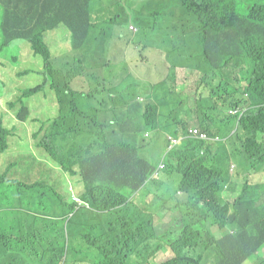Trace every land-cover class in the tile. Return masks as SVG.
I'll use <instances>...</instances> for the list:
<instances>
[{"label":"trees","instance_id":"trees-1","mask_svg":"<svg viewBox=\"0 0 264 264\" xmlns=\"http://www.w3.org/2000/svg\"><path fill=\"white\" fill-rule=\"evenodd\" d=\"M235 1L149 0L137 11L138 26L127 24L128 28L132 25L139 30L138 39L161 33L170 46L177 48L164 53L169 73L156 88L165 86L167 81L176 83L177 67H193L203 74L202 79L217 74L226 78L233 75L240 86L229 91V82L225 89L220 83L216 106L206 109L219 111L221 104L227 108L248 107L240 118L224 115L227 121L237 120L226 135H221V129L215 128L214 123L199 126L210 135H221L225 144L232 147L231 154L241 167L235 176L244 179L243 183H237L241 189L235 199L224 196L227 188L235 190L228 170L214 167L207 158L214 150L219 153L221 143L206 144L185 137L169 152L175 161L163 171L181 174L174 196L182 193L187 198L184 205L180 202L177 205L184 210L191 208L188 215L198 218L184 224V210L181 211L175 223V227L180 226L177 236L165 241L174 255L157 264H205L211 257L214 264H243L264 247V201H260L259 193L263 184L249 180L252 172L264 164V4L252 5L247 14H242L236 10ZM0 4L2 46L25 40L31 44L33 53L44 60V79L39 86L18 91L7 102L6 110L14 114L26 135L19 134L14 119L4 116L0 120V152L8 150L12 135V143L23 147L26 142L27 150L33 147L50 162L31 191L37 194L35 215L42 222V230L33 240L12 242V231L0 224V247L11 250L18 264H132L135 255L141 259L136 264H145L153 256L143 254L156 252L139 247L151 248L149 238L154 232L159 240L164 235L158 232L168 229L156 225L152 215L140 209L130 210V199L155 180L158 166L139 155L138 139L147 130L159 131V118L163 115L159 108L165 106L138 101L134 93L136 83L128 92H122L120 80L116 83L104 78L90 80L82 54L75 61L69 55L65 61L52 57L46 35L60 26L68 29L71 50L76 53L81 52L92 30L105 37L104 30H97L99 21L94 16L93 0H0ZM145 17L150 19L146 21ZM109 20L121 19L115 15ZM129 37L130 34L114 38L123 41L121 48L141 46L139 41L136 46L130 43ZM98 41L111 44L106 39ZM74 79L76 87L86 90L75 89ZM80 79L85 86L78 85ZM47 89L54 93H41L48 108L30 109L25 99ZM201 90L199 85L194 92L198 103L210 99ZM112 91L121 96L115 99ZM108 112L110 115L106 116L104 113ZM123 113L132 118L126 120ZM192 127L177 120L164 130L174 137L189 134ZM251 168L254 171L250 172ZM46 173L50 174L48 181H64L65 174L78 177V195L88 209L86 215L78 214L77 201L72 198L58 209L61 191L56 184L40 180ZM6 174V170L0 174V183ZM192 193L195 197L190 196ZM165 204L163 201L158 207ZM196 206L202 208L198 214ZM61 220L67 222L66 231L51 227ZM214 226L221 231L220 237L213 233ZM207 251L209 257L204 256ZM256 264H264V257Z\"/></svg>","mask_w":264,"mask_h":264},{"label":"rangeland","instance_id":"rangeland-1","mask_svg":"<svg viewBox=\"0 0 264 264\" xmlns=\"http://www.w3.org/2000/svg\"><path fill=\"white\" fill-rule=\"evenodd\" d=\"M149 0H93V5L95 7V17L99 21L97 25V30H104L106 40L111 44L107 46V51L105 54L100 56V61H109V67L97 68L95 71L100 76L108 75L107 80L111 83H116L119 81L121 83L120 91L128 92L129 87L132 84L141 83V79L154 82L165 76L166 69L164 67L165 56L164 53L168 51L177 50L175 46H170L166 41L164 35L161 33H154L150 37L146 38L142 36L138 39L140 33L137 31L135 26H130L128 28V22L138 26L136 22L137 11L140 10L146 2ZM264 0H236L234 6L236 10L242 14H247L250 6L252 5H262ZM155 8V7H154ZM2 14V6L0 5V16ZM119 15L120 19L117 22H111L109 19ZM150 17H145L148 21ZM116 25L115 27L113 25ZM132 31H130V30ZM136 32V33H134ZM128 41L136 46V42L139 41L141 46H136V48H131L130 45L126 48H121L123 41L118 39L115 40L114 37H122L129 35ZM46 42L49 45L52 57L57 61H65L71 58V61H75V58L80 56L83 52H73L71 50V40L70 33L65 26H60L59 28L49 31L46 35ZM3 38L0 30V120L4 116L11 117L15 120V124L18 128L20 135H26V132L22 130L21 123L16 121V118L12 112H8L7 102L10 99H14L15 94L18 91H23L26 88L34 87L40 84L44 79V60L41 56L35 55L31 48V44L25 40H16L11 42L9 45L2 46ZM133 45V46H134ZM141 47L144 49L141 50ZM69 55V58L67 57ZM86 61H93L92 57L89 55ZM92 64V62H90ZM86 66H89V62H86ZM244 68L248 66L245 63ZM176 76L183 77V83L185 87L181 90V93L186 92L183 96L184 100L180 102L179 94L176 90L163 87L169 93V103L166 107L161 109L163 114H171L172 118L181 117L184 115L191 114L194 111L193 106V93L197 90L198 86H202L200 92L206 93L209 97L202 99L197 104V108L203 112H211L213 116L219 114V112L209 111L206 108L211 106H216L217 96L219 93L218 86L223 83L224 89L228 88V79L225 76H220L217 74L214 78L202 79V73L193 67H177L174 70ZM186 78H185V77ZM233 75H230L231 86L235 84L237 87L240 83L237 79L234 81L232 79ZM87 79V78H86ZM88 80V79H87ZM76 79H74L72 85L77 90H86L76 87ZM6 87L4 86V84ZM79 86H85V81L83 79L78 80ZM113 92V91H112ZM43 95L54 94L52 90L47 89L44 92H40L30 98L25 99L26 104L31 108L41 106L43 110L48 108V103L43 99ZM115 99H118L121 94L113 92ZM35 101H38L35 104ZM20 107V105H17ZM109 116L110 113H104ZM122 116L129 120L132 118L127 114L123 113ZM4 125L12 127L7 122L3 121ZM93 124V122H91ZM191 124L198 125L197 122L191 121ZM237 125L236 118L230 120L229 125L221 129V135H226L229 133L231 128ZM200 125H198L199 127ZM27 130H31V126L27 124ZM15 130L13 131V133ZM150 136L146 137V144L154 141L155 133L152 131L149 133ZM220 135V136H221ZM168 134L166 131L157 134V142L154 144L151 152L142 150V155L145 156L153 164L158 165L159 161L164 159L163 163L165 165L164 169L169 166L171 161L175 159L169 156V151L172 148L168 146ZM222 137V136H221ZM166 138V139H165ZM13 136L9 137V148L5 152H0V174H2L6 169L8 172L6 174V179L0 183V222L5 228L13 231L15 235H18L16 230L19 228L20 234L25 233L27 224L30 220L31 214H36L37 211L34 205V199L37 194L29 191L23 186H19L20 183H33L39 181V176L42 172L48 170L50 167V162L40 155L33 147L28 150V144L23 143V147H20L16 143H12ZM12 143V147H11ZM26 151V152H25ZM232 147L221 142L219 144V153L214 150L213 154L209 155L207 158L211 164L220 169L228 170L230 176H232V183L234 187V193L229 196L231 200L238 196V192L241 189L239 184L243 183L244 179L235 176L237 171L241 169L239 163L236 161L235 157L231 154ZM25 152V153H24ZM32 158L36 159L33 160ZM235 167H232V165ZM258 171H254L253 168L249 169L252 174L249 176L251 183H261L263 187L260 188L259 193L261 194L260 201H264V164L260 165ZM169 175L168 178L163 176ZM49 173L45 174V178L40 180L49 181L57 185L61 191L60 197L61 201L58 202V209L62 204L71 202V198L77 201L78 214L86 215L88 209L85 208V202L77 194L79 192L80 183L77 176H71L65 174L66 180L60 181L51 179L48 181ZM181 178V174L178 172L172 173L167 170L162 171L161 180L169 183L168 190L163 192L161 185L158 183L152 184L149 188L152 192L158 195L159 202L162 203L167 200L166 204L163 206V221L167 226H163V229H168L161 234L162 240L168 241L174 239L179 230V227H175L176 219L181 216V211L184 207L178 206V199L174 196V186H176L178 178ZM56 188V187H55ZM71 188H73L71 190ZM73 193V194H72ZM191 197H195V194H190ZM180 198H183L181 195ZM190 209H185L183 212L184 224L193 222L198 218L196 215L194 218L188 215ZM195 213L198 214L202 208L201 206H196L194 208ZM87 221L85 225L88 223ZM56 229L63 228L64 231L67 230V222L57 221L51 225V227ZM69 231L72 229L68 227ZM213 233L217 236H221V231L216 227H212ZM150 244V242H148ZM143 245L139 248H142ZM191 254H195L194 251H190ZM150 252L144 253L143 256H150ZM173 252H160L158 256L151 258L145 264H157L166 259L172 257ZM210 251H207L204 256L209 257ZM15 254L6 248L5 246L0 247V264H18L15 262ZM264 257V247H262L257 253L253 254L248 260L243 264H256L259 258ZM141 259L134 256L132 264H136ZM205 264H214L212 257L207 259Z\"/></svg>","mask_w":264,"mask_h":264},{"label":"clouds","instance_id":"clouds-1","mask_svg":"<svg viewBox=\"0 0 264 264\" xmlns=\"http://www.w3.org/2000/svg\"><path fill=\"white\" fill-rule=\"evenodd\" d=\"M1 5V4H0ZM2 6V5H1ZM2 14H3V6H2ZM2 14L0 16V19L2 17ZM101 39H105L103 36H101L100 34H98L96 31L92 30L91 34H90V37L88 39V41L86 42V44L80 49L82 53V58L86 61L88 56L90 55L93 59V61H86V62H89V66H85V71L87 73V76L90 80H93V81H99L101 80L102 78L106 79L107 80V77L108 75H105V76H100L96 71L95 69L97 68H106L108 69L109 67V61H100V56L105 54L106 51H107V46L108 45H103L101 44L98 40H101ZM90 62H92V64H90ZM232 79L235 81V76L232 77ZM141 83L138 84L136 83L135 85V90H134V93L136 94V99L142 103H147L148 101H151V102H154L158 105H161V106H167L168 103H169V93H165V89H163V87H166L167 89L170 88V89H173L172 88V85L175 84L173 82H170L167 83L165 86L163 87H160V88H156V85L158 84H161L163 82H160V83H155V84H151V85H147L145 82L146 80L144 79H141L140 80ZM228 82H229V91H232L234 90L237 86L235 84H233L231 86L230 84V77L228 79ZM39 86L36 85L34 86L37 87ZM168 92V91H167ZM210 99H211V96H210ZM182 100H180L181 102ZM221 107H225L227 112L229 115H232V116H238L239 118L242 116V114L244 112H246L248 110V107L247 106H242V107H230V108H227L224 104H221ZM162 108H159V111H161ZM222 109V108H221ZM221 109L219 111H221ZM210 111V110H209ZM232 111H236L235 113H233ZM242 111V112H240ZM214 112H218V111H214ZM224 113L223 116H222V119L223 120H226L224 119V115L226 114ZM167 115V114H166ZM170 117H171V114H169ZM164 116L165 114H163L160 118H159V122H160V125H159V131L161 132H164L166 130V128H169L170 125H167L165 128H163V124H164ZM219 116V114L216 115V117ZM171 119L174 121V124L177 122V120L180 122H182L184 120L183 116H181L180 118L177 117V118H172ZM231 119H229L228 121H230ZM227 121V120H226ZM227 121V122H228ZM173 124V125H174ZM185 125L188 124L187 122L184 123ZM194 128H199L200 130H202L200 127H192L191 129H194ZM190 129V130H191ZM164 130V131H162ZM159 131H153V132H159ZM203 131V130H202ZM151 131L150 130H147L146 132L142 133V135L139 137L138 139V153L139 155L142 157V158H145V156L142 155V150H146L147 152H149L150 148L152 147V142L150 143H145L146 142V137L150 136V133ZM206 132V131H205ZM167 133V132H166ZM208 133V132H207ZM190 134H185V135H179V136H174L172 137L171 135H168L167 138H168V146L169 148H174L176 145L180 144L181 141L185 138V137H190ZM209 134V133H208ZM210 135V134H209ZM218 134H212L210 136H216ZM220 137V141H204L206 144H209V143H215V144H218V143H221V142H225V139L223 137H221L220 135H218ZM177 138H180L179 141H177ZM190 138H193V137H190ZM195 139V138H193ZM173 140H176V142H174ZM199 140V139H197ZM200 141H203V140H200ZM170 152V151H169ZM164 159H162V161L160 162V165L159 167L157 168L155 174H154V178H157L158 177V174H159V171L162 170L165 165L163 163ZM161 165H163V167H161ZM158 166V165H157ZM232 167H235V165L233 164ZM6 171L8 172V169H6ZM38 185V181H35L33 183H30V184H27V183H20L19 186H23L25 187L26 189H28L29 191H32L33 189H35ZM228 185L225 186V188H227ZM73 188H71L72 190ZM79 193V192H78ZM77 193V194H78ZM137 193V192H136ZM135 193V194H136ZM134 194V195H135ZM133 196V195H132ZM131 200V199H130ZM124 207V206H123ZM130 210H139L138 208L137 209H133L132 208V205L130 203ZM0 224H2L0 222ZM42 230V222L40 221V219L37 218V216L35 214H31V217H30V220L27 224V228L25 230V233L23 234H20L19 232L21 231L19 228L16 230V232L18 233V235H15L14 232L12 231V233L10 234V240L12 242H16V241H29V240H33V236L36 235L39 231ZM164 245H167L169 246L168 244H165V241L162 240V239H159L157 241V243L155 244V246H151V250L153 252H156L154 254H150L152 256H154L155 254H157L158 252L160 251H163V247ZM170 247V246H169ZM159 248V250H157ZM171 248V247H170ZM139 249H143V250H147V251H150V248H147V247H143V248H139ZM172 250V249H171ZM165 252V251H163ZM173 252V251H172ZM145 256V255H144Z\"/></svg>","mask_w":264,"mask_h":264},{"label":"crops","instance_id":"crops-1","mask_svg":"<svg viewBox=\"0 0 264 264\" xmlns=\"http://www.w3.org/2000/svg\"><path fill=\"white\" fill-rule=\"evenodd\" d=\"M163 62H164V67L166 69L165 76L160 78L159 80L154 81V82H151V81L147 80L145 82L147 85H151V84H155V83L161 82V81H163L164 79L167 78L168 73H169V63L167 61H163ZM166 83H169V81H167ZM184 87H185V84L183 83V77L182 76H177L176 83L172 85V88L178 92L179 98L182 101L184 100L183 96L186 95V92L181 93V90H183ZM165 93L167 94L168 92L165 91ZM205 96H208V95L205 93ZM197 104H198L197 93H193L194 111H192L191 114H189V115H184L183 116L184 120L181 122L182 124L187 122L189 127H192V126H197V125L196 124H191V121L197 122L198 125L214 123L215 124V126H214L215 128H225L226 126L229 125L230 121L227 122L226 120L222 119L223 114L227 112L225 107H222L221 111H218L219 112V116L216 117V116H213V114L211 112L207 113V112L200 111L197 108ZM164 119H165L164 120V124L162 126L163 128H165L167 125H173L174 124V121L171 119L169 114L165 115ZM160 132L161 131L155 133V138H154V141H152V147L150 148L149 153L153 149L154 144L157 142L156 136ZM161 161L162 160L159 161L158 167H159ZM163 170H164V168L159 171L158 177L155 178L154 181H150L146 186H144L135 195H133L131 197V200H130V203H131L133 209H137L138 208V209L144 211L146 214L152 215L154 217V223L156 225H159V226H162V225L163 226H167L164 223V221H163V206L164 205L163 206L160 205V207H158V205L160 204L159 199H158V195L156 193L152 192L149 187L152 184H154V183H158V184L161 185V189H162L163 192H166L168 190L169 183L166 182V181H162L161 180V173H162ZM164 177L168 178L169 175L163 176V178ZM179 180H180V177L178 178L176 186H174V191H175V189L177 188V186L179 184ZM238 183H239V180H238ZM79 191H80V188H79ZM234 193H237V191L230 190L229 188H227L225 190V192H224V196L229 198V196L234 194ZM180 195L183 198H180L179 197ZM176 198L183 205L187 202V198H186L185 194L178 193L176 195ZM164 201L166 202L167 200H164ZM123 208H125V206ZM158 234L161 235V231H159ZM156 235H157V233L154 232V236L152 238L151 237L149 238V241L153 244V247L155 246V244L158 241ZM150 250H151V248H150ZM163 251L172 252L171 248L169 246H167V245H164ZM160 252H162V251H160ZM160 252L155 254L153 257L158 256Z\"/></svg>","mask_w":264,"mask_h":264},{"label":"built area","instance_id":"built-area-1","mask_svg":"<svg viewBox=\"0 0 264 264\" xmlns=\"http://www.w3.org/2000/svg\"><path fill=\"white\" fill-rule=\"evenodd\" d=\"M233 113H235L236 111H232ZM242 112V111H240ZM191 134L190 137H193L195 139H199V140H203V141H220V137L218 135L216 136H210L207 132L200 130L199 128H194L190 130ZM180 138H177V141H179ZM174 142H176V140H173ZM161 167H163V165H161Z\"/></svg>","mask_w":264,"mask_h":264}]
</instances>
